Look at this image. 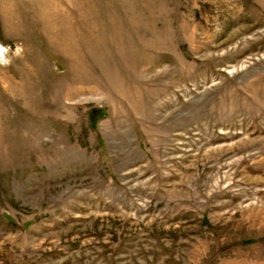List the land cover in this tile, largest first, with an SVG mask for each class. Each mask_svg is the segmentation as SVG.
I'll list each match as a JSON object with an SVG mask.
<instances>
[{"label": "rangeland", "instance_id": "obj_1", "mask_svg": "<svg viewBox=\"0 0 264 264\" xmlns=\"http://www.w3.org/2000/svg\"><path fill=\"white\" fill-rule=\"evenodd\" d=\"M0 264H264V0H0Z\"/></svg>", "mask_w": 264, "mask_h": 264}]
</instances>
